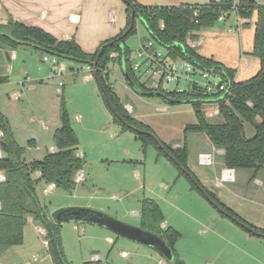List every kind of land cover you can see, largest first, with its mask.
I'll return each mask as SVG.
<instances>
[{"label":"rangeland","instance_id":"obj_1","mask_svg":"<svg viewBox=\"0 0 264 264\" xmlns=\"http://www.w3.org/2000/svg\"><path fill=\"white\" fill-rule=\"evenodd\" d=\"M189 1L204 4L209 0ZM255 1L264 3V0ZM229 11L227 15L223 13L224 21L217 20L213 26L199 31L200 45L193 43L196 38L187 43L205 57L234 69L235 81H244L259 68V61L252 54L255 12L248 22H243L234 6ZM148 41L151 38L145 24L136 19L135 31L124 41L131 50V57ZM14 53L10 61L4 56L8 81L0 84V112L8 119L14 139L25 148L24 158L28 161L41 159L51 148H56L53 132L61 126L64 112L78 138L76 154L83 159L82 171H79L82 181L71 190L55 187L45 192L39 188L41 204L50 214L61 208L88 207L124 224L119 225L123 228L121 234L104 223L98 225L95 220H63L61 245L68 264H169L158 248L146 243L151 238L141 237L130 229L141 225L143 198H152L158 203L163 216L161 228L172 227L178 233L173 247L184 264H264L259 256L264 254V237L255 236L220 212L154 144H144L134 130L123 129L114 121L98 83L93 76L86 77V64L58 59L65 70L57 75V64L51 62V54L24 45L18 46ZM70 68L73 74L69 73ZM107 72L121 102L130 105L127 111L136 120L148 125L161 141L173 147L183 145L185 125L196 120L192 103H169L156 94L137 93L126 83L117 62H110ZM192 78L201 81L199 75ZM152 80L149 84L155 85L156 80ZM162 87L185 89L187 81L181 79L177 85L163 83ZM201 107L212 109L216 104L206 102ZM208 118L220 121L217 115ZM244 127L245 135L252 136L251 125L244 123ZM187 143L189 169L217 199L256 223L264 218V211L251 210L258 205L249 202L257 197L264 198L262 177L259 176V180L251 178V170L240 169L234 171L233 180L218 184L224 167L222 154L203 134H190ZM200 151L212 153V164L198 162ZM101 221L108 223L104 219ZM42 238L36 225L31 226L29 222L23 243L0 254V261L4 264H25L26 261L51 264ZM255 241L260 244L255 247L257 254L250 258L245 247Z\"/></svg>","mask_w":264,"mask_h":264},{"label":"trees","instance_id":"obj_2","mask_svg":"<svg viewBox=\"0 0 264 264\" xmlns=\"http://www.w3.org/2000/svg\"><path fill=\"white\" fill-rule=\"evenodd\" d=\"M124 2L126 6L124 28L116 35L102 40L92 53L84 51L73 38L58 39L40 27L26 25L12 18H9L6 23H0V47L13 50L18 46H29L49 53L59 60L69 59L90 66H93V62L97 60L98 79L103 84L114 111L100 88L99 90L114 121L120 123L123 129H132L124 124L126 122L145 131L132 129L144 144L148 142L154 144L160 153L169 157L176 164L179 172L187 177L192 187L202 194H207L225 212L246 226L264 234V228L246 221L217 199L187 164L188 136L194 133L203 134L215 149L223 150L221 154L224 168L251 170V178L258 179L260 176L264 180V3H257L255 0H238L237 2L210 0L204 4L147 6L135 0ZM233 6L238 16L242 18L249 19L255 12L252 54L257 57L259 68L252 77L244 81H235L234 69L199 54L187 43L189 39H197L202 28L213 26L219 16L225 12L229 13ZM195 10L199 11L197 16L194 15ZM132 11H134L133 27L123 35L129 26ZM136 19L145 24L151 40L156 45L168 49L171 58L189 60L203 69L217 71L222 76L226 89L215 96L203 93L196 86L185 91L175 89L166 91L162 88L161 82L150 85L152 78L146 77L143 80L141 74L132 69L131 50L124 44L127 36L135 31ZM112 53L115 55L111 56ZM110 62L119 64L126 83L137 93L155 95L151 93L161 92L167 100H172L168 101L169 103H192L196 120L194 123L185 125L183 145L173 147L172 144L159 139L163 146V149L160 148L154 136L149 134H154L151 128L142 121L136 120L127 111L109 80L107 65ZM6 81L7 77L0 75V84ZM225 92V96L220 98ZM208 101L217 103L219 112L217 116L220 121H211L205 115V109L201 105ZM244 123H248L254 129L252 136L245 135ZM0 132V150L3 153L0 157V175H3V179H0V254L23 243L25 227L29 223L28 219L31 218L34 225H40L46 229L47 253L51 264H68L61 245L60 227L63 220H57L55 213L50 214L47 207L41 204L39 196V188H43V191L51 183L63 190L73 189L76 185L74 176L83 167L82 157L76 154L78 138L70 126L66 113L63 112L61 115V126L53 132L56 150L46 153L41 159L28 161L24 158L25 148L14 139L8 119L1 112ZM164 149L168 152L167 154ZM184 170L194 177L203 191L199 190ZM140 216V228L159 237L172 251L169 264H184L173 247L178 233L172 227L161 228L163 216L158 203L152 198H143ZM238 225L246 229L241 224Z\"/></svg>","mask_w":264,"mask_h":264},{"label":"crops","instance_id":"obj_3","mask_svg":"<svg viewBox=\"0 0 264 264\" xmlns=\"http://www.w3.org/2000/svg\"><path fill=\"white\" fill-rule=\"evenodd\" d=\"M135 1L147 6H161V5L179 6L181 4H203V3H199L198 1L190 2L189 0L187 1L135 0ZM209 1H204V2L207 3ZM125 7L126 6L122 0H0V23H6L9 18H12L13 20L22 22L26 25L37 26L51 33L58 39L73 38L84 51L88 53H92L96 50V48L98 47L99 43L102 40H105L109 37L116 35L117 33L120 32V30L124 28L126 24ZM41 12L45 13L44 17H41ZM70 14H77L79 16L78 21L77 22L71 21L69 19ZM242 19H245L244 22H248L249 20L247 18H242ZM236 25L237 23L234 26ZM198 38H199V33L197 39L194 40V42L195 44L200 45L202 38H200L199 40ZM14 51L15 49L6 50L0 47V75H5L7 77V81H8V74H7L8 72H6L7 68L5 69L3 64L4 56H6L7 59L10 61L15 56ZM69 73L70 74L74 73L73 68H70ZM0 136H1V132H0ZM52 150L54 151L56 150V148L53 147L51 148V151ZM204 152L206 151H200L199 153H204ZM2 154L3 153L0 150V157L2 156ZM210 154L212 157V153ZM222 169H224V167ZM79 171H82V169H80ZM234 171L236 170L234 169ZM249 202H253L258 205L257 208H251V210L253 209L255 211L259 209L261 211H264V198L259 199L257 197L256 200H250ZM233 211L235 212V210ZM237 214L246 221L250 222L251 224L260 228H264V218H261V220H259V222L256 223L252 221L250 217H248L244 213L237 212ZM31 226H34L32 222H31ZM258 236L263 238L260 235ZM249 237H252V235ZM247 239L250 240L251 238H247ZM108 241L111 242L112 239L108 237ZM259 244L260 242L255 241L250 246L245 247V252L246 250L249 251L247 255L250 258L257 254L256 252L257 250L255 247ZM259 256L264 259V254H259ZM163 257L166 258L165 256ZM166 260L167 263H169L168 258H166ZM25 264H32V261H26Z\"/></svg>","mask_w":264,"mask_h":264},{"label":"built area","instance_id":"obj_4","mask_svg":"<svg viewBox=\"0 0 264 264\" xmlns=\"http://www.w3.org/2000/svg\"><path fill=\"white\" fill-rule=\"evenodd\" d=\"M198 12H199L198 10H195L194 15L197 16ZM44 15L45 13L41 12V17H44ZM225 15L221 14L218 20L223 21L225 19ZM69 19L73 22H77L79 16L77 14H70ZM241 21L244 22L245 19H242ZM237 28L238 27H236V29ZM229 30L230 29H228V31ZM156 46L163 48V51L161 49H158ZM168 52L169 51L167 48L160 45H156V43L153 40L148 41L147 43L142 44L140 48L133 53L132 57H130L131 67L136 73L141 74L142 77L145 76V78L150 77L152 79H155L156 80L155 85H157L158 82H161V86L163 83H171V82L177 85L181 79L187 81V87L185 89H178V87H176L175 88L176 91L190 90V88L196 86L197 89L202 90L203 93L215 96L216 94H219L220 92L226 89V85L222 80V76L217 71L203 69L189 60H181L179 58L173 59L170 57ZM44 60H47V57H44ZM51 62L57 64V69H56L57 75L63 74L65 68L61 64H58V59L55 56L52 57ZM85 70L88 72V74H86L87 78L93 76L92 66L86 65ZM196 75H199L201 77V81H196L192 78ZM60 84L62 83L60 82ZM164 90L168 91L167 89ZM208 102L217 104L215 101H208ZM125 108L128 111H130L131 109L130 105L125 106ZM218 113L219 112L217 105L215 108L205 109V115L207 117H214L218 115ZM218 152L222 153L223 150H218ZM198 162L203 165L212 164L213 160L211 154L206 152L199 153ZM78 172H76L74 176V181L76 183L82 181L83 179L82 173L81 172L78 173ZM0 179H3V175H0ZM233 179H234V169L224 168L221 170L220 180L218 181V184H220L221 181L223 180H233ZM54 186L55 185L53 183L48 184L44 189L45 192L51 190L52 188H54ZM28 222L30 223L32 222L31 218L28 219ZM36 227H37V231L43 236V238L41 239V243L46 248L47 251L48 240L45 237L46 229L40 225H36ZM33 260L34 261L37 260L36 256L33 257ZM0 264H4V263L0 261Z\"/></svg>","mask_w":264,"mask_h":264},{"label":"water","instance_id":"obj_5","mask_svg":"<svg viewBox=\"0 0 264 264\" xmlns=\"http://www.w3.org/2000/svg\"><path fill=\"white\" fill-rule=\"evenodd\" d=\"M125 1V0H124ZM133 23H134V11H132L131 14V19H130V23L128 28L125 30V32L123 33V35L127 34L131 28L133 27ZM93 77L96 80V82L99 85V88L101 89V91L103 92L110 108L114 111V107L112 106L111 102H110V98L103 86V84L99 81L98 79V75H97V60H95L93 62ZM228 90V89H227ZM226 90V92H227ZM226 92L224 94H222V96L220 98H223L226 94ZM150 94V93H149ZM151 94H156L159 95L161 97L164 98V100H167L166 97H164L162 95L161 92H152ZM171 102L172 100H167V102ZM124 122V121H123ZM124 124H126L128 127L136 130V131H140V132H145L143 130H139L135 127H133L130 124H127L126 122H124ZM150 135L154 136V139L157 143V145L163 149V146L160 142V140L152 133H149ZM164 152L167 154L168 152L164 149ZM185 173L189 176V178L192 180V182L199 188V190L203 191L202 187L198 184V182L194 179V177L187 171L184 170ZM209 200L210 202L222 213L226 214L227 216L231 217L234 221H236L238 224H241L244 228H246L247 230H249L250 232H252L253 234L256 235H260L262 237H264V234L261 232H257L255 230H253L252 228L246 226L245 224H243L242 222H240L238 219H236L235 217L231 216L230 214H228L227 212H225L216 202H214L207 194H204ZM55 218L57 220H66V219H83V220H95L96 223L98 224H106L107 227L112 228L115 232L117 233H123L121 231V229H123L122 227H119V225H124L123 223L113 219L112 217H110L109 215H107L104 212L98 211V210H94L88 207H68V208H61L60 210H58V212H55ZM101 219L107 220L108 223L106 222H102ZM112 220H114L115 222H113ZM117 222V223H116ZM131 227V226H130ZM131 231H135L137 232V234H139L141 237H147V238H151L146 242L150 245H152V247H156L160 250V253L165 256L166 258H168V260L172 259V251L167 247V245L165 244L164 241H162L159 237H157L154 234H151L150 232L141 229L140 227H132L130 228ZM143 231V232H142ZM154 247V248H155Z\"/></svg>","mask_w":264,"mask_h":264}]
</instances>
